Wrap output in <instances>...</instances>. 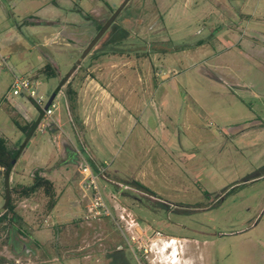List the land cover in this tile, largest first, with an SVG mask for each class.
<instances>
[{
    "label": "rangeland",
    "instance_id": "374dc122",
    "mask_svg": "<svg viewBox=\"0 0 264 264\" xmlns=\"http://www.w3.org/2000/svg\"><path fill=\"white\" fill-rule=\"evenodd\" d=\"M124 1L0 0V137L9 148L25 139L12 116L27 121L8 103L21 102L31 120L40 110L10 90L14 76L39 81L49 99L78 69L12 170L9 186L41 171L53 194L12 193L18 218L0 222V264H108L117 250L134 264H169L156 258L169 235L189 242L193 264H264V0H128L85 54ZM90 70L99 83L110 76L126 109L96 130L84 122L95 112ZM68 88L82 90L80 104ZM89 156L107 166L97 183L110 214L98 219L85 218L91 192L79 185ZM3 193L0 175V216Z\"/></svg>",
    "mask_w": 264,
    "mask_h": 264
},
{
    "label": "trees",
    "instance_id": "16d2710c",
    "mask_svg": "<svg viewBox=\"0 0 264 264\" xmlns=\"http://www.w3.org/2000/svg\"><path fill=\"white\" fill-rule=\"evenodd\" d=\"M127 1L128 0H125L124 1L125 3H123V5L119 7L105 23L100 24L98 26L97 28L98 31L96 32L95 36L90 41L88 48L84 51L85 54H87L88 50H90L91 47L97 43V41L101 38V36L107 31V29L111 25L112 26L115 25L114 24L115 18L118 16L121 8L127 3ZM75 68L76 67L74 66L61 80L58 87L55 89L56 92L59 93L60 88L65 84V82L67 81V79L69 78L73 70H75ZM43 70L49 76H52L55 74L50 64H45ZM67 95L69 97L70 103L73 104V106H75V103H74L75 96H76L75 91H73L71 88H68ZM42 118H43V113L41 110H39V114L37 118L30 122L21 123L15 116H12V121L15 124V126L25 135L24 141L18 146L9 148L5 140L2 137H0V167L2 168V171H0V174L2 173V175L4 176L3 210L5 211L0 216V222L6 219L8 212L13 213L14 216L12 220H15L18 218V216L14 213V206L12 203V193H16L18 195L28 197L29 195L35 193L38 189H43L46 195L51 196L53 194L52 182L49 179L41 176L39 172H36L33 175V182L32 184L28 186H19V185L13 186V187L9 186L10 174L15 164L17 163L22 153L24 152V149L29 144L31 137L35 134L37 126L41 122ZM137 185L140 188H142L144 191L147 190V188L143 186L142 184L138 183ZM54 205L55 204H53V206Z\"/></svg>",
    "mask_w": 264,
    "mask_h": 264
},
{
    "label": "built area",
    "instance_id": "2783aa9c",
    "mask_svg": "<svg viewBox=\"0 0 264 264\" xmlns=\"http://www.w3.org/2000/svg\"><path fill=\"white\" fill-rule=\"evenodd\" d=\"M39 86V81H33L29 78H24L21 76H14L10 90L21 92L22 95L26 94L28 98L31 99L42 111L43 118L38 124L36 130L39 132H44V129L50 124V120L47 122V119H51L52 109L54 108V100L51 102L48 108H45V104L47 103L48 99L39 92ZM89 159L90 161L82 157V161L78 167V172L81 176L79 185L85 190V192H91L90 205H87L85 209V218L98 219L102 214L106 216L110 214L106 208V204L103 201V197L97 183L99 178H106L105 173L107 166L106 164H99L91 156H89ZM85 192L83 197L87 196ZM101 209H103V211ZM121 217L124 218L123 214Z\"/></svg>",
    "mask_w": 264,
    "mask_h": 264
},
{
    "label": "crops",
    "instance_id": "0c3cea01",
    "mask_svg": "<svg viewBox=\"0 0 264 264\" xmlns=\"http://www.w3.org/2000/svg\"><path fill=\"white\" fill-rule=\"evenodd\" d=\"M41 22H44V24L43 23H40V24L46 25V26L53 24V22H49V21H41ZM68 39L71 42L74 41L70 38H68ZM98 49H100V48H98ZM95 50H97V49H93V51L91 53L93 55L92 57H94V59L95 58L96 59H102L101 56H100V58L97 57L96 53H94ZM103 56L104 55H102V57ZM85 58H86V56H85ZM102 70L104 71V74H105L109 69L108 70L102 69ZM77 71H78V69L73 70V72L70 74L68 80L70 78H72L73 75H75V73ZM106 74H108V73H106ZM88 78L90 80L86 84V86L89 87L86 91V95L88 97L89 104L95 108V112L94 113L91 112L92 114L89 113V115L84 119L85 124H86V122L89 123L90 121L96 122V123H94V127H93L94 130H96L99 127L98 122L105 121L106 117H108V120H109L111 118L110 115H114L112 118L116 117L117 115L118 116L120 115L119 117H121V119H122V116L125 115L126 109H125V107H123L122 102H120L117 98L113 97L112 79H110V76L108 75L107 82L105 80V84L99 83L98 80L95 78V76H93L92 70H90L88 73ZM68 80H67V82H69ZM74 90L76 91V89H74ZM82 93L83 92L80 89L77 91V94L75 96L78 104H80V98L82 96ZM58 95H60V92L58 93ZM8 98H9L8 96H5V98H4L5 102H7V103H8ZM8 104L11 108H13V111H15L17 113V115L22 116L23 119H25L27 122L32 121L31 118H29V116H28V109H26L25 106L21 102L16 103L17 107L19 109L13 104H10V103H8ZM87 126H89V125L87 124ZM88 130L90 131V127L88 128ZM107 136H108L107 134H104V137H107ZM0 171H2L1 167H0ZM39 174L41 176L49 179L52 182V184L54 185L53 177L50 179L49 176L45 172L42 173L41 171L39 172ZM0 175H2V173ZM11 175L12 174H10L9 183H12Z\"/></svg>",
    "mask_w": 264,
    "mask_h": 264
},
{
    "label": "bare ground",
    "instance_id": "6f19581e",
    "mask_svg": "<svg viewBox=\"0 0 264 264\" xmlns=\"http://www.w3.org/2000/svg\"><path fill=\"white\" fill-rule=\"evenodd\" d=\"M155 246L156 245H154L153 248H155ZM189 247L191 246L189 245V242L185 239L179 242L177 238L170 237L165 242H163L158 248V250L156 251V258H158V260L164 263L169 264H193L194 260L191 259L192 257H187V255H190L191 253L186 255V253L189 252Z\"/></svg>",
    "mask_w": 264,
    "mask_h": 264
},
{
    "label": "flooded vegetation",
    "instance_id": "af4514ba",
    "mask_svg": "<svg viewBox=\"0 0 264 264\" xmlns=\"http://www.w3.org/2000/svg\"><path fill=\"white\" fill-rule=\"evenodd\" d=\"M261 42L264 43V36H261V39H260ZM157 231H159L157 229ZM171 236L169 235V238ZM121 253V250H117L115 251L110 257H109V261H108V264H134V261L132 260L131 257L129 256H123L121 257L119 254ZM142 259H143V262L139 261L138 258H137V263L138 264H150L148 258L146 256H141ZM154 262V261H153Z\"/></svg>",
    "mask_w": 264,
    "mask_h": 264
},
{
    "label": "water",
    "instance_id": "95a60500",
    "mask_svg": "<svg viewBox=\"0 0 264 264\" xmlns=\"http://www.w3.org/2000/svg\"><path fill=\"white\" fill-rule=\"evenodd\" d=\"M44 24V22H41ZM58 92L54 91L52 95L49 97L47 103L45 104V108H48V106L51 104V102L54 100V98L57 96Z\"/></svg>",
    "mask_w": 264,
    "mask_h": 264
}]
</instances>
